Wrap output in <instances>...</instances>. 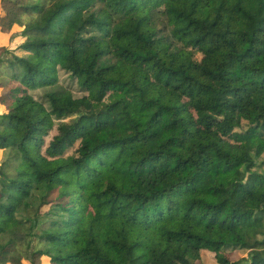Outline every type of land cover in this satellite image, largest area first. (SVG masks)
I'll return each instance as SVG.
<instances>
[{"label": "trees", "instance_id": "obj_1", "mask_svg": "<svg viewBox=\"0 0 264 264\" xmlns=\"http://www.w3.org/2000/svg\"><path fill=\"white\" fill-rule=\"evenodd\" d=\"M3 1L0 264H264V0Z\"/></svg>", "mask_w": 264, "mask_h": 264}, {"label": "rangeland", "instance_id": "obj_2", "mask_svg": "<svg viewBox=\"0 0 264 264\" xmlns=\"http://www.w3.org/2000/svg\"><path fill=\"white\" fill-rule=\"evenodd\" d=\"M16 14V12L14 11V6L11 3H7L6 1L0 0V27L7 29L8 26V22L9 19L11 17H13L12 15ZM9 30H6L4 32L0 31V43L6 41L5 39L8 37V32ZM2 40V41H1ZM16 44L20 43V40H17L15 42ZM1 52V50H0ZM7 54H2L1 57H6ZM199 57V56H198ZM2 66V65H1ZM0 66V69H1ZM59 81L66 86H70L71 84H68V82H71L70 79L68 78V75L65 74L63 71H61L59 73ZM73 85V84H72ZM73 87V86H72ZM75 95H77V92H74ZM54 132H52L53 134ZM48 140V138H47ZM5 152H0V162L3 160L4 156L6 155ZM256 170H260L261 168H255ZM205 187V182L202 183L200 185V188L203 189ZM260 186L257 182H253V185L250 187L249 190L246 189H241L240 193L237 194L238 200L240 202V204H247V198L249 195L255 194L257 192H259ZM249 254L246 250H239L237 253H235L231 260L232 261H237L240 260L241 264H246L247 261H249ZM203 264H214L213 261L210 258V255H206L205 257H203ZM8 264V263H7ZM20 264H27L25 259H22ZM146 264H157V256L156 253H149L148 256V261L146 262ZM197 264V263H196Z\"/></svg>", "mask_w": 264, "mask_h": 264}, {"label": "crops", "instance_id": "obj_3", "mask_svg": "<svg viewBox=\"0 0 264 264\" xmlns=\"http://www.w3.org/2000/svg\"><path fill=\"white\" fill-rule=\"evenodd\" d=\"M2 41V40H1Z\"/></svg>", "mask_w": 264, "mask_h": 264}]
</instances>
